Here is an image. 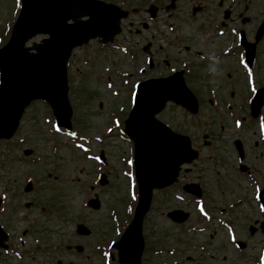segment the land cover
I'll list each match as a JSON object with an SVG mask.
<instances>
[{
  "label": "rangeland",
  "instance_id": "1",
  "mask_svg": "<svg viewBox=\"0 0 264 264\" xmlns=\"http://www.w3.org/2000/svg\"><path fill=\"white\" fill-rule=\"evenodd\" d=\"M8 2L0 0V39L6 36L3 28L18 10L17 0ZM256 8L255 15L254 10L251 12L253 19L260 18L261 8ZM167 19L163 16L159 25ZM152 27V30L156 29V25ZM161 30L165 31V28L161 27ZM150 33H145L146 39L140 38L139 46L153 41ZM184 34L183 30L179 40L186 43L189 40L184 39ZM40 38L36 36L31 42ZM127 41L132 45L134 39ZM127 41L120 40L119 44L127 45L131 50ZM180 54L184 52H178L177 58ZM160 55L163 53L159 52V59ZM160 66L159 70L157 66L148 69L146 61L144 65L141 60L134 62L129 52L116 48L101 51L92 42L75 50L69 66L68 96L73 108L69 136L53 131V116L46 103L36 101L26 109L14 136L8 142H0V222L12 232V242L18 243V237L24 240L20 250L29 245L34 247L35 237L57 248L47 255L35 251L33 257L24 256L21 263L10 253L6 259H0V264H111L107 260L109 252L105 255L101 246L118 236L135 204V181L129 164L131 153H125L131 151V146L125 140L115 139L118 136L102 137L101 142H96L94 137L103 136L109 124L116 123L120 127L129 107L134 82L147 75L153 76L155 69L156 74L164 70L163 65ZM140 67L144 68L143 73L139 72ZM212 67L216 68L211 82L215 87L210 88L218 92L220 99H226L233 88L237 96L233 95L232 105L241 103L247 96L246 85L233 61L224 59ZM226 73L231 76L229 80ZM259 74L264 83V71ZM195 80L201 101L197 116L190 118L180 107L169 103L158 116L177 130L192 133L194 144L200 148L198 159L189 165L190 171L183 172L180 179L202 183L204 206L210 217L197 211L193 198L182 193L181 183L155 191L142 227L145 239L142 264H256L255 259L264 244V235L259 230L264 212L253 198V185L249 186V180L238 171L230 147V142L237 136L229 141L223 137L230 134L231 125L227 121L221 125L217 116L225 117L226 110L211 106L204 84L198 85L200 79ZM241 87L245 90L243 98L238 97ZM261 110L264 112V104ZM224 126L228 128L223 132ZM74 131L90 136L91 141L85 144L88 149L77 148ZM239 137L247 151L244 162L262 187L264 150L256 122L246 118ZM251 139L258 141L259 146L249 148ZM26 148L32 151L24 156L22 153ZM100 150L108 162L102 169L96 160L94 163L83 152L96 157ZM102 170H105L106 186L95 181ZM26 180L33 184L30 192L24 191ZM90 185H94L92 190ZM94 193L100 205L97 209L86 206V200ZM26 202L31 204L25 207ZM173 208L188 211V219L181 224L174 223L166 215ZM80 222L91 231L86 237L75 233V226ZM249 226L255 228L251 234ZM25 229L27 234L22 236ZM236 240H242L245 248L237 249L232 243ZM74 243L83 246L81 254L66 249V245ZM110 251L115 255L114 249Z\"/></svg>",
  "mask_w": 264,
  "mask_h": 264
},
{
  "label": "water",
  "instance_id": "2",
  "mask_svg": "<svg viewBox=\"0 0 264 264\" xmlns=\"http://www.w3.org/2000/svg\"><path fill=\"white\" fill-rule=\"evenodd\" d=\"M122 15L125 13L117 8L95 0H21L11 36L0 48V138H9L13 134L23 109L35 98L44 99L51 105L59 125L70 127L66 76L70 52L89 38L101 36L103 42L111 40L118 32ZM39 33L48 34V37L30 47L24 46L29 38ZM166 101L181 104L192 113L197 111L194 95L177 73L139 83L134 105L124 121V130L134 143L139 196L131 223L114 244L121 264H140L143 249L141 224L152 190L174 182L180 165L197 156L187 136L171 131L155 117ZM263 101L264 88L258 91L252 102L254 109L258 110ZM30 189L28 184L25 190ZM184 189L200 196L197 184L187 185ZM261 201L264 204L263 197ZM89 205L98 208L99 204L97 199H91ZM178 215H181L180 221L187 216L180 210L168 213L173 218ZM78 232L87 231L79 225ZM5 239L0 228V244Z\"/></svg>",
  "mask_w": 264,
  "mask_h": 264
},
{
  "label": "flooded vegetation",
  "instance_id": "3",
  "mask_svg": "<svg viewBox=\"0 0 264 264\" xmlns=\"http://www.w3.org/2000/svg\"><path fill=\"white\" fill-rule=\"evenodd\" d=\"M119 4L122 8L130 10L127 18L121 22V33H128L135 37H142L152 30L151 22L145 24L146 7L143 4L131 7L130 0H106ZM171 0H152L150 3L156 7V29L149 34L154 39L153 52L156 66L162 63L177 64L179 69L185 71V80L191 87L197 88L204 84L207 88L212 82V73L216 70L212 65L221 60H232L236 70H240V57H243L242 37L247 42L255 41L256 29L262 17L264 0H174L171 10L166 5ZM130 7V8H129ZM255 9H252V8ZM256 7L261 8L260 18L253 19L251 12ZM167 21L160 26L162 17ZM165 28V31L161 30ZM185 31L183 43L182 31ZM152 44V42H150ZM152 47V45H151ZM162 52L163 55H160ZM178 52H184L178 56ZM193 54V56H191ZM242 68V67H241ZM254 71L257 87L264 85L259 72L264 71V34L255 45L254 59L251 65ZM229 80V73H226ZM263 77V75H262ZM206 78V81L204 79ZM1 258V257H0Z\"/></svg>",
  "mask_w": 264,
  "mask_h": 264
},
{
  "label": "snow or ice",
  "instance_id": "4",
  "mask_svg": "<svg viewBox=\"0 0 264 264\" xmlns=\"http://www.w3.org/2000/svg\"><path fill=\"white\" fill-rule=\"evenodd\" d=\"M129 164L131 165L132 164V161H129ZM128 175H129V177H131L132 174L129 173ZM133 199H135V196H133ZM262 210H264V209H262Z\"/></svg>",
  "mask_w": 264,
  "mask_h": 264
}]
</instances>
